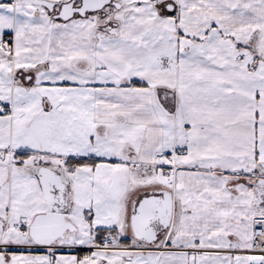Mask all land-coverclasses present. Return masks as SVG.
Wrapping results in <instances>:
<instances>
[{
  "label": "snow or ice",
  "instance_id": "1",
  "mask_svg": "<svg viewBox=\"0 0 264 264\" xmlns=\"http://www.w3.org/2000/svg\"><path fill=\"white\" fill-rule=\"evenodd\" d=\"M0 264H264V0H0Z\"/></svg>",
  "mask_w": 264,
  "mask_h": 264
}]
</instances>
